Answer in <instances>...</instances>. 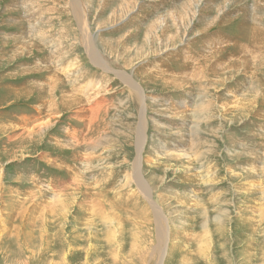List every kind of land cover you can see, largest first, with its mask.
I'll use <instances>...</instances> for the list:
<instances>
[{
	"label": "rangeland",
	"instance_id": "rangeland-1",
	"mask_svg": "<svg viewBox=\"0 0 264 264\" xmlns=\"http://www.w3.org/2000/svg\"><path fill=\"white\" fill-rule=\"evenodd\" d=\"M0 264H264V0H0Z\"/></svg>",
	"mask_w": 264,
	"mask_h": 264
},
{
	"label": "bare ground",
	"instance_id": "bare-ground-1",
	"mask_svg": "<svg viewBox=\"0 0 264 264\" xmlns=\"http://www.w3.org/2000/svg\"><path fill=\"white\" fill-rule=\"evenodd\" d=\"M127 1V0H126ZM129 2L131 1V0H128ZM72 3H74V2H72ZM76 3H74L73 5H75ZM125 5V4H124ZM126 9V8H125ZM184 9V8H183ZM184 16V15H183ZM83 25H85V24H82V25H80V28H81V30H84L85 29V27L83 26ZM36 31V30H35ZM83 34L85 33H87V31H84V32H82ZM84 34V41H85V47L87 48V50L89 51V54H90V56H91V58L93 59V58H97V55L95 54V52H94V48H93V43L91 42L92 41V38L89 36V35H85ZM93 41H94V38H93ZM101 62V61H100ZM97 63H99V62H97ZM100 64V63H99ZM74 67H76V63H72L71 64V66H68V68H66V69H63V70H60V72H62V73H65V71L67 70V72L65 73L66 74V76H68L69 77V72H70V74L72 75V70H76ZM74 68V69H73ZM74 74L76 73V72H73ZM126 80L128 81V82H132V85H133V82H134V80H132V79H129V78H126ZM87 84V83H86ZM95 88V90H94V92L96 93H94L95 95L93 96L91 93H90V90H93ZM103 86H102V81H97V83H92V81H89V83H88V86L86 85V86H84L83 88H82V90H81V92L82 93H87V92H89V93H87V95L86 96H88V100H89V102L91 101V102H94L95 101V97H97V96H100V95H98L99 94V92H100V89H102L103 90ZM135 88V87H134ZM138 90L139 91V88L137 87V88H135V90ZM92 92V91H91ZM82 93H80V94H82ZM93 93V92H92ZM98 98V97H97ZM104 103V102H103ZM100 106V105H99ZM93 111H95V110H93ZM98 111V110H97ZM96 115V114H95ZM139 164L140 163H138V166H139ZM138 166H137V168H136V172L137 171H140V170H138L139 168H138ZM138 184H140V183H138ZM140 189V188H139ZM141 189H142V186H141ZM143 190V189H142ZM141 190V191H142ZM143 192H144V194L145 195H147L146 193H147V191L144 189L143 190ZM142 192V193H143ZM148 196V195H147ZM162 231V230H161Z\"/></svg>",
	"mask_w": 264,
	"mask_h": 264
}]
</instances>
